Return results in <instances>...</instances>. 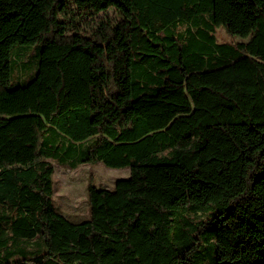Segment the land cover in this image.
Returning a JSON list of instances; mask_svg holds the SVG:
<instances>
[{"label": "trees", "instance_id": "1", "mask_svg": "<svg viewBox=\"0 0 264 264\" xmlns=\"http://www.w3.org/2000/svg\"><path fill=\"white\" fill-rule=\"evenodd\" d=\"M55 162L130 174L90 184L74 222ZM17 257L264 264V0H0V264Z\"/></svg>", "mask_w": 264, "mask_h": 264}, {"label": "rangeland", "instance_id": "2", "mask_svg": "<svg viewBox=\"0 0 264 264\" xmlns=\"http://www.w3.org/2000/svg\"><path fill=\"white\" fill-rule=\"evenodd\" d=\"M98 19L115 17L113 10L101 11L97 14ZM97 18L82 17L79 21V29L91 30ZM78 27V26H77ZM218 40L221 42L237 43L247 40L241 36L227 33L224 28L217 30ZM29 64L25 70L24 77L29 78L36 70L35 49L33 46L27 47ZM23 78V77H22ZM16 79H12V84H16ZM54 176V199L57 209L72 221L86 219L89 215L88 186L94 184L97 187L113 188L115 182L120 178H126L130 174L129 167L115 168L108 167L102 163L82 164L76 169H70L55 162ZM25 242L19 245L25 246ZM25 260L19 257L11 261V264H25Z\"/></svg>", "mask_w": 264, "mask_h": 264}]
</instances>
